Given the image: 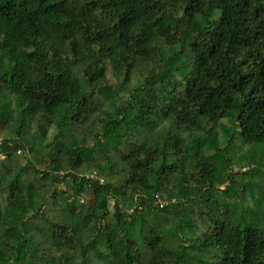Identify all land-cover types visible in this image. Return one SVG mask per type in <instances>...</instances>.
Listing matches in <instances>:
<instances>
[{"label": "trees", "instance_id": "16d2710c", "mask_svg": "<svg viewBox=\"0 0 264 264\" xmlns=\"http://www.w3.org/2000/svg\"><path fill=\"white\" fill-rule=\"evenodd\" d=\"M0 138V264H264V0H0Z\"/></svg>", "mask_w": 264, "mask_h": 264}, {"label": "built area", "instance_id": "2783aa9c", "mask_svg": "<svg viewBox=\"0 0 264 264\" xmlns=\"http://www.w3.org/2000/svg\"><path fill=\"white\" fill-rule=\"evenodd\" d=\"M0 143H1V138H0Z\"/></svg>", "mask_w": 264, "mask_h": 264}, {"label": "rangeland", "instance_id": "374dc122", "mask_svg": "<svg viewBox=\"0 0 264 264\" xmlns=\"http://www.w3.org/2000/svg\"><path fill=\"white\" fill-rule=\"evenodd\" d=\"M237 169H235V171H236ZM163 203V202H162Z\"/></svg>", "mask_w": 264, "mask_h": 264}]
</instances>
